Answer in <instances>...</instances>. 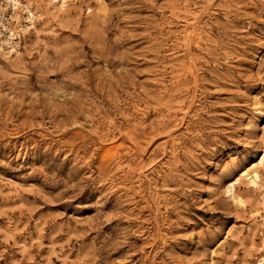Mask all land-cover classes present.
Segmentation results:
<instances>
[{
	"label": "rangeland",
	"instance_id": "obj_1",
	"mask_svg": "<svg viewBox=\"0 0 264 264\" xmlns=\"http://www.w3.org/2000/svg\"><path fill=\"white\" fill-rule=\"evenodd\" d=\"M22 2L0 264H264V0Z\"/></svg>",
	"mask_w": 264,
	"mask_h": 264
},
{
	"label": "bare ground",
	"instance_id": "obj_2",
	"mask_svg": "<svg viewBox=\"0 0 264 264\" xmlns=\"http://www.w3.org/2000/svg\"><path fill=\"white\" fill-rule=\"evenodd\" d=\"M7 1L11 5H13V9L15 10V13H16V8L19 7L20 5H23V7H24V9L26 11V14L28 15L27 16V19H28L27 22H29V24L26 27L23 28L24 31H27L29 28H32V27H35L36 28L35 21H36V18H37V14H36V12L33 9V4L32 3L24 4L22 2V0H7ZM71 1L72 0H61V4H62V6L67 7V6H69V4H70ZM18 10H19V8H18ZM17 16H19V13L17 14ZM14 29L11 28V27L9 28V30H10L9 33L10 34L7 36L9 39H11L13 37V35H15ZM20 30L22 31V27H20ZM24 31H22V32H24ZM13 53H17L18 55H20L21 52L17 48H12L11 50H8V51H6V50L2 51V56L5 57V58H10L13 55ZM0 60H1V56H0ZM0 69H2V70L3 69H6L5 68V63L2 62V61L0 63ZM260 161L264 162V148H263V152L261 154V160ZM255 165L256 164H254L253 166H251V169L254 168ZM258 184H259L258 185L259 189H261V191H264V184H262V183H258ZM261 194L262 195L260 196L259 200H260V202L264 206V196H263V192ZM235 202L237 203V205H239V207H241L243 209H246L248 207L247 201L241 195H236L235 196ZM262 247L264 248V239H263Z\"/></svg>",
	"mask_w": 264,
	"mask_h": 264
},
{
	"label": "built area",
	"instance_id": "obj_3",
	"mask_svg": "<svg viewBox=\"0 0 264 264\" xmlns=\"http://www.w3.org/2000/svg\"><path fill=\"white\" fill-rule=\"evenodd\" d=\"M16 15L13 5L7 0H0V56L2 51L16 48L21 41L22 31L16 27ZM15 28V35L11 39L7 36L10 34L9 28Z\"/></svg>",
	"mask_w": 264,
	"mask_h": 264
}]
</instances>
